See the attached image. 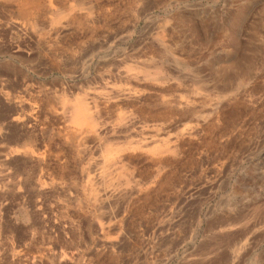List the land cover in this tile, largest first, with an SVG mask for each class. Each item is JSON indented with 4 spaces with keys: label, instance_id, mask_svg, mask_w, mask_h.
<instances>
[{
    "label": "rangeland",
    "instance_id": "rangeland-1",
    "mask_svg": "<svg viewBox=\"0 0 264 264\" xmlns=\"http://www.w3.org/2000/svg\"><path fill=\"white\" fill-rule=\"evenodd\" d=\"M0 264H264V0H0Z\"/></svg>",
    "mask_w": 264,
    "mask_h": 264
},
{
    "label": "crops",
    "instance_id": "crops-1",
    "mask_svg": "<svg viewBox=\"0 0 264 264\" xmlns=\"http://www.w3.org/2000/svg\"><path fill=\"white\" fill-rule=\"evenodd\" d=\"M18 119H19V117L14 116V114L11 113V109L9 110L8 116L3 118V126L7 130L6 134L4 136V139L7 140L8 142H10L11 144H13V146L8 147V151H7L8 154L18 153L22 156V153L20 151V147H22L23 144H25L26 142H29V141L31 142L30 143L31 145L34 144V146H33L34 153L31 155L30 160H27L23 157H19L16 160L19 163L26 164V163L32 161V156L35 154L36 150L37 151L43 150L42 152H40V154H42L44 152L53 151V148L50 144L49 145L48 144L47 145H43V144L38 145L37 141L33 138V135L30 132L24 130L21 126H19L15 122V120H18ZM63 151H65V149L64 150L61 149L60 151H56V152L63 153ZM40 164H41V162H40Z\"/></svg>",
    "mask_w": 264,
    "mask_h": 264
},
{
    "label": "bare ground",
    "instance_id": "bare-ground-1",
    "mask_svg": "<svg viewBox=\"0 0 264 264\" xmlns=\"http://www.w3.org/2000/svg\"><path fill=\"white\" fill-rule=\"evenodd\" d=\"M68 121L75 127L77 132H78V130L83 131L84 129H87V128H90V130L97 129V127H96V125H97L96 113L94 114V110L92 112L91 107H89V104H87V102L82 100V99H80L79 101H76V104L72 108L70 116L68 117ZM75 135L77 136V134H75ZM30 143H31L30 141L26 142L25 144H23V146L20 149V151L23 152L25 157H27V156L30 157L31 154L33 153L34 144L31 145ZM160 149H161V147H159V146L153 147L152 152L154 154H158ZM27 160H29V159H27ZM94 194H96V192Z\"/></svg>",
    "mask_w": 264,
    "mask_h": 264
}]
</instances>
